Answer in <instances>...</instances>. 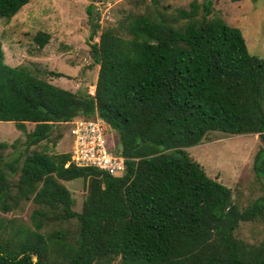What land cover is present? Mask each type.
<instances>
[{"label": "trees", "instance_id": "1", "mask_svg": "<svg viewBox=\"0 0 264 264\" xmlns=\"http://www.w3.org/2000/svg\"><path fill=\"white\" fill-rule=\"evenodd\" d=\"M27 3L0 0V19ZM91 9L90 40L99 27ZM166 9L152 0L99 30L88 49L98 66L92 96L4 64L0 45V122L20 132L33 125L25 149L43 143L24 157L14 184L0 169V211L21 201L35 206L30 229L5 237L0 225V264H264V236L248 244L235 235L240 222H264V195L239 210L230 190L183 151L210 132L257 135L252 171L264 191V60L248 54L211 0ZM48 38L37 32L32 39L42 48ZM93 118L124 158L118 177L74 166L68 150L47 153L60 126L69 145L68 124ZM57 179L87 182L79 212ZM70 221L73 230L43 231Z\"/></svg>", "mask_w": 264, "mask_h": 264}, {"label": "rangeland", "instance_id": "2", "mask_svg": "<svg viewBox=\"0 0 264 264\" xmlns=\"http://www.w3.org/2000/svg\"><path fill=\"white\" fill-rule=\"evenodd\" d=\"M152 0H28L8 21L0 19V45L4 64L23 66L37 78L51 85L74 93L92 92L98 66L90 59L89 44L97 41L99 30L114 27L124 16L140 12ZM157 7H167L174 12L187 8L193 0H153ZM200 2L201 0H195ZM212 9L228 26L237 28L249 55L264 60V0H211ZM87 6L97 17L98 31L89 39L91 32ZM48 35L46 44L39 48L33 41L37 33ZM49 72H59L54 77ZM94 91V90H93ZM33 128L25 125V132L15 129L10 122H0V169L10 184L17 180L24 157L41 149L43 143L25 149V134ZM61 136L47 153L67 152L65 125L60 126ZM58 129V130H59ZM55 134V133H54ZM54 134L52 136H54ZM257 135H226L218 132L206 134L196 146L183 149L197 163L205 175L215 179L231 193V200L239 210L264 195V191L252 171V159L259 148ZM105 146L117 152V142L110 131L105 134ZM11 166L12 169L8 168ZM69 192L71 209L79 212L86 195L87 182L81 179L65 182L56 180ZM35 208L30 201H21L7 213L0 211V225L5 234L18 229H30V214ZM74 229V222L45 225L43 231ZM236 237L248 244H257L264 236V222L259 220L240 222Z\"/></svg>", "mask_w": 264, "mask_h": 264}, {"label": "built area", "instance_id": "3", "mask_svg": "<svg viewBox=\"0 0 264 264\" xmlns=\"http://www.w3.org/2000/svg\"><path fill=\"white\" fill-rule=\"evenodd\" d=\"M93 90L89 92L90 96ZM68 126L70 163L76 167L95 168L110 176L122 175L124 158L106 148L105 134L109 129L103 121L98 118L77 119Z\"/></svg>", "mask_w": 264, "mask_h": 264}]
</instances>
